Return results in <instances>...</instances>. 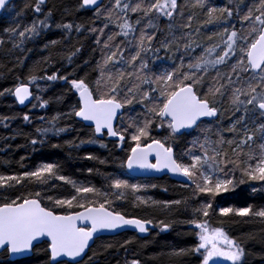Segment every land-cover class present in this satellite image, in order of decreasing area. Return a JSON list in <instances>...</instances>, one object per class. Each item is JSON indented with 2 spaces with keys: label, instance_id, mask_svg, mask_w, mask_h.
Instances as JSON below:
<instances>
[{
  "label": "snow or ice",
  "instance_id": "obj_1",
  "mask_svg": "<svg viewBox=\"0 0 264 264\" xmlns=\"http://www.w3.org/2000/svg\"><path fill=\"white\" fill-rule=\"evenodd\" d=\"M9 4L10 0H0V10L11 12L13 9ZM93 6L96 18L104 17L103 27L87 29L99 34L97 44L101 43L99 36L104 35L109 22L120 20L118 35L123 37L130 34L135 37L137 26H141L135 46L125 49L122 47L124 41L110 44L113 36L109 35L104 41L98 78L91 83L86 78L69 79L68 75H61L59 69L50 75L45 72L39 76L31 74L33 70L30 69L25 79L18 80L13 87L4 88L0 96L11 95L20 105L28 102L32 108H46L50 101L37 94L46 91L40 82L49 85V82L63 80L78 96L77 103L70 112L57 113L49 119L47 127H37L35 131L42 138L32 139L31 144H43V138L49 133L59 136L72 131L71 127L57 125L62 116L76 117L81 122H91L87 127L92 129V138L79 140V143L66 141L69 146L79 148L84 144L100 143L106 148L107 145L102 143L106 136L116 138L117 146L126 154L123 158H115L117 171L104 174V189L60 174L62 168L59 163L44 162L34 170L0 174L3 193L0 194V252L11 258L32 253L37 246L45 244L46 264H81L90 241L100 233H116L126 228L138 233H148L152 228L164 232L170 230L174 223H183L191 226L189 234L197 242L174 249L172 255H196L199 264H221L222 261L246 264V256L251 253H246L244 242L231 236L222 223L211 224L210 218L218 210L221 217L231 215L264 221V206H220L216 200L221 194L235 192L242 185H248L253 194L264 193V0H256L246 7L245 0H232L223 7L213 6L210 0H195L191 7L199 8L206 15L195 33L199 34L205 25L217 29L207 36L210 43L206 47L192 40L191 31L185 32L192 29L194 12L187 14L184 23L174 25L176 16L185 17L184 8L188 5L184 0H112L111 7L103 10L98 0H77L78 9ZM45 8L46 0H34L36 18L23 30L18 23L5 29L13 41V49L23 51L24 44L41 37L53 26L61 29L65 37L49 41L45 48L61 43L74 29L80 32L84 28L83 23L56 22L53 8L46 11ZM62 11L68 14L71 10L62 6ZM129 13L136 14L134 21ZM163 18H167L168 23L165 29H160L158 25ZM177 31L182 34L177 36ZM158 32L164 38L159 47H153L152 41ZM5 44L6 40L0 38V45ZM173 45L175 52L172 51ZM198 48L202 52L193 58L191 53ZM161 50L165 52L163 57L158 55ZM126 51L128 56H125ZM78 52L77 48L67 54L69 64ZM177 52L181 53L179 64L174 60L166 64ZM185 57L188 58L187 63ZM219 66H226L229 71L222 76ZM210 70H215L216 74L212 83L206 84L204 76ZM225 93L230 94L234 117L227 128L231 138L225 139L223 131H218V138L212 140L207 135L211 129L205 128L202 138H194L190 142L191 147L177 153L178 137L191 135L192 131L200 129L205 118L218 117L220 109L216 106V98L223 97ZM136 105L141 106L142 111L126 116V113L134 112ZM23 120L30 122L28 113L23 115ZM157 129H162L166 135L156 138L153 133ZM225 145L231 149V155ZM52 146L60 147L59 144ZM194 149H198L199 154ZM86 158L99 159L92 154ZM24 159L21 158L22 167ZM106 162L99 160L101 165ZM120 169L167 170L186 177L185 186L191 187L192 191L190 198L156 201L151 197L137 196L136 200L166 212L173 207L179 210V206L184 205L183 211L191 218L183 221L159 219L154 223L152 219L129 217L116 211L113 204L115 200L124 199L126 190L139 192L156 187L155 184L130 183L123 178ZM93 171L88 169L89 173ZM26 182L36 190L20 192L18 189L23 188ZM57 182L69 185L72 192L55 195L60 187ZM89 195L93 198L89 199ZM189 199L193 201L190 207ZM249 239L253 237L249 236ZM128 243L131 241H124L125 245ZM256 255L264 259V253ZM92 260L93 257H88V264H92ZM130 264H141V261L133 259Z\"/></svg>",
  "mask_w": 264,
  "mask_h": 264
},
{
  "label": "trees",
  "instance_id": "obj_2",
  "mask_svg": "<svg viewBox=\"0 0 264 264\" xmlns=\"http://www.w3.org/2000/svg\"><path fill=\"white\" fill-rule=\"evenodd\" d=\"M231 2L232 0H210V3L216 7H223ZM255 2L256 0H245V7ZM33 3L34 0H19L17 3L18 8H12L13 10L8 12V17L11 15L10 20L9 18L0 17V38L6 40L5 45H0V91L4 88L13 87L20 79H25L30 74V69L33 70L31 74L38 76L44 75L45 72L50 75L53 71L59 69L61 75H70L69 79L74 78L77 74L80 76L84 75L91 83L98 78L99 65L103 62L102 40H106L109 35H112L113 40L111 44H120L121 41H124L122 47L125 49H131L138 41L139 28L141 26H137L135 37L132 34L123 37L118 35L119 28L117 25L121 21L113 20L109 22V27L104 29V35L99 36L101 43L97 44L96 39L99 34L88 32L87 29L93 26L98 29L103 27V16L97 19L95 12L78 9L77 0H48L45 11L47 8L55 6L53 10L56 22L67 23L71 21L74 24L83 23L84 28L80 32H76L74 29L71 35L66 36L61 43L54 47L50 45L49 48H45L44 45L49 41L61 40L62 37H65L61 29H56L53 26L51 30H45L41 37L29 40L24 44L22 46L23 51L13 49V41L8 38L5 29L11 27L13 21L21 22L27 15L31 21L35 19L36 17L32 10ZM111 3L112 0H105V4L101 9L103 10L108 6L111 7ZM194 3L195 0H184V4L188 5L184 8L185 17L176 16L174 25L184 23L187 14L194 12L195 19L192 21V29L185 30V32L191 31L193 33L192 40L206 47L210 43L207 40V36L217 29L212 25H205L201 27L199 34L195 33V29L202 25L206 19V15L199 8H192L191 5ZM25 5H28V7H25ZM62 6L69 8L71 10L70 13H64ZM17 13H20V15H17ZM129 16L133 21L136 19V14L134 13H129ZM40 18L43 17L41 16ZM167 23V18H163L158 27L165 29ZM233 23H236V21L233 20ZM181 34L180 31L176 32L177 36ZM163 38L158 32L156 39L152 41V46L159 47V42ZM129 41L131 43H128ZM77 48L79 52L73 57V62L69 64L66 56L70 51H75ZM172 51L175 52V45H173ZM182 51L183 48L181 47ZM201 52L202 49L198 48L194 53H191V56L195 58ZM128 54L126 51L125 56H128ZM180 54V52H177L176 55L170 56L166 64H170L174 60L178 65ZM151 55L149 53V56ZM158 55L163 57L165 56V52L161 50ZM45 58L50 59L46 60ZM187 62L188 58L185 57V63ZM219 71L223 76L229 71V68L219 66ZM215 74V70H210L209 74L204 76L205 83H212ZM53 85L55 86L52 87ZM49 86L48 91H44L43 93L38 92V95H41L44 99H48L50 103L46 108H40L37 113L16 107L12 104L14 97L11 95L0 96V174L12 175L19 174L25 170H34L36 166L44 162L59 163L62 168L60 174L69 176L85 185L91 184L97 189H104V174L114 172L118 163L115 158H123L125 155L124 151L117 152L116 147L109 142L105 143L107 148L97 147L96 145L95 147L82 145L79 148L69 146L66 141L75 140L76 143H79V140H87L86 138L89 137V128L79 123L75 117L62 116L63 121L57 125L58 127H71L73 132L62 133L59 137L49 133L48 137L43 138L45 142L48 141L46 144H31L30 141L32 139L42 138L38 136L35 130L37 127H47L48 117L53 116L55 112L68 113L71 111L72 106L77 103V95L69 89L63 80L49 82ZM216 100V106L220 109L218 118L215 120H205L201 128L191 132V135L178 137L175 145L177 153L191 147L190 142L194 138H202V130L205 128L211 129V131L207 132V135L212 140L218 138V131H223L225 139L231 138L232 134L227 132L228 126L232 122V119H234L230 106V94L225 93L223 97L218 96ZM141 111V106L136 105L134 112L127 113V116L135 115V113ZM25 113H30L33 116V119L30 117V122L23 120ZM4 117H8L9 119L5 120L3 119ZM41 117L44 119L41 120ZM153 135L156 138H162L166 133L163 130L159 131L157 129ZM54 144H59L60 147H53L52 145ZM225 149L231 155V149L227 145H225ZM194 151L199 150L194 149ZM89 154L99 159H87L86 157ZM22 157L26 158L22 162L23 167L21 166ZM100 159L107 162L101 165L99 163ZM90 168L94 170L92 173L88 172ZM124 175H128L127 171L124 172ZM57 183L60 187L54 193L55 195H66L72 192L69 185H66L64 182ZM142 183L146 185L155 184L156 187L141 189L139 192L128 190L130 196L126 190L124 199L115 200L113 207L129 217L152 219L154 223L159 219L183 221L191 218L187 212L183 211L184 205L179 206V210L173 207L170 211L166 212L159 207L142 205L136 200L137 196L145 197L147 195L156 201L183 200L192 197L191 187H186L185 184H179L167 177L150 179ZM18 190L26 192V190L35 191L36 189L26 182L24 187ZM0 194H3L2 190H0ZM88 198L92 199L93 197L89 195ZM216 200L220 206L242 207L248 204L264 206V193L253 194L248 185H242L235 192L221 194ZM192 203L193 201L189 199V207ZM210 223L213 225L222 223L225 230L231 236L244 242L246 253H251L246 256V264H264V259L256 255L264 253V221L258 218L231 215L229 217H221L217 210L215 214H211ZM190 231H192L191 226L183 223H174L170 230L160 232L157 228L145 238H141L133 232H124L116 236H104L95 241L88 257H93L92 264H120L127 255V251H129L130 256L139 259L142 262L141 264H199L196 255L189 254L183 257L172 255L174 249L189 247L197 242L196 238L189 234ZM249 236H252L253 239H249ZM126 240H130L131 243L125 245L124 241ZM109 245L111 246L109 247ZM45 247V244H41L37 246L32 256L18 260H11L6 253L0 252V264H46L47 256L43 251ZM88 257L81 264H88Z\"/></svg>",
  "mask_w": 264,
  "mask_h": 264
},
{
  "label": "flooded vegetation",
  "instance_id": "obj_3",
  "mask_svg": "<svg viewBox=\"0 0 264 264\" xmlns=\"http://www.w3.org/2000/svg\"><path fill=\"white\" fill-rule=\"evenodd\" d=\"M18 1L19 0H12L11 2H10V4H9V7H12V8H14V9H16V8H18L17 7V3H18ZM47 4V3H46ZM105 4V2L103 3V5ZM33 5H34V3H33ZM102 5V6H103ZM101 6V7H102ZM32 10H33V6H32ZM85 10H88V11H91V12H95L94 11V9H85ZM5 11V10H4ZM4 11L2 12V13H4ZM34 11V10H33ZM2 13L0 14V16H2ZM65 75H68V74H65ZM68 76H70V75H68ZM74 78H81V76L80 75H75L74 76ZM87 81L90 83V81L87 79ZM41 83V87L42 88H46V91H48V88L50 87L49 85H45L42 81L40 82ZM55 85H53L52 87H54ZM50 89H52V88H50ZM35 90V89H34ZM44 92V91H43ZM42 92V93H43ZM38 94V93H37ZM78 97V96H77ZM14 100L16 101V99L14 98ZM18 102V101H17ZM34 101H32V103H33ZM19 104V103H18ZM19 107H20V109H27V110H31V103H29V104H27L26 106H21L20 104H19ZM75 119L79 122V123H82L85 127L88 125L87 123H85V122H81L80 121V119L79 118H76L75 117ZM160 130V129H159ZM193 132V131H192ZM92 136V133L89 135V137H91ZM57 137H59V136H57ZM48 142V141H47ZM47 142H45L44 141V144H46ZM102 142H104V143H106V142H109V143H111V144H113L115 147H116V150H117V152H121L122 150L117 146V141H116V138H111V137H104V139H103V141ZM127 143H129V142H127ZM127 143L125 144V148H127ZM124 154H126L125 153V151H124ZM125 156V155H124ZM123 156V157H124ZM127 173L129 174V175H132V176H135V177H137V178H140V179H142L144 182H147V181H149L150 179H159V178H163V177H167L168 179H171V180H174V181H176L177 183H179V184H185V183H181V182H179V181H177L176 179H174V178H172L170 175H167V174H163V175H161V176H151V177H145V176H137V175H134V174H132L131 172H129V170H127ZM115 209V208H114ZM116 210V209H115ZM117 211V210H116ZM122 213V212H121ZM123 214V213H122ZM157 228H152L151 230H150V232H148V233H146L145 235H142V234H140V233H138L137 231H132V230H127V231H122V232H119V233H117V234H114V235H102V236H100V237H97L95 240H94V242H93V244L89 247V249H88V251L86 252V254H85V256L83 257V259L81 260V262L82 261H84L87 257H88V255H89V252H90V250H91V248H92V246L94 245V243H95V241L97 240V239H99V238H101V237H104V236H116V235H118V234H122V233H124V232H133L134 234H136L137 236H139V237H141V238H145V237H148L150 234H151V232L152 231H154V230H156ZM33 253H34V251H33ZM127 255L123 258V261L120 263V264H130V262L133 260V259H137V258H135V257H131L130 256V252L129 251H127V253H126ZM33 255V254H32ZM139 260V259H138ZM142 263V262H141Z\"/></svg>",
  "mask_w": 264,
  "mask_h": 264
},
{
  "label": "rangeland",
  "instance_id": "obj_4",
  "mask_svg": "<svg viewBox=\"0 0 264 264\" xmlns=\"http://www.w3.org/2000/svg\"><path fill=\"white\" fill-rule=\"evenodd\" d=\"M109 7V6H108ZM10 8H12V7H10ZM8 15H9V13L7 12V11H4V13H2V16H0V17H3V18H9V20L11 19V15H10V17H8ZM16 20V19H15ZM10 22V21H9ZM31 22V20H30V17L27 15V16H25L24 18H23V20L21 21V22H19V21H13V25L11 26V27H15L16 26V24L18 23V24H20V30H23V27L25 26V25H27L28 23H30ZM112 36V35H111ZM107 39V38H106ZM104 41L105 40H102V46L104 47ZM110 44L112 43V41L111 42H109ZM81 78H85L84 77V75L82 76L81 75ZM4 96H8L7 94L6 95H4ZM33 103H37L36 101H34ZM12 104H14L16 107H18V108H20L19 107V104H18V102L17 101H12ZM24 110V109H23ZM38 110H40V108L39 107H36V108H32L31 107V112L32 111H34L35 113H37L38 112ZM57 113H59V112H55V114L53 115V116H55V115H57ZM28 115L33 119V116L30 114V113H28ZM126 116H127V113L125 114ZM53 116H50V117H48L49 119H51ZM38 119V118H37ZM63 121V119L61 118V120L58 122V123H60V122H62ZM33 123V122H32ZM82 124V123H81ZM85 125V124H84ZM87 127V126H86ZM87 128H89V127H87ZM159 130V129H158ZM160 130H162V129H160ZM159 130V131H160ZM71 132H73V130L72 131H70V132H68V133H71ZM92 133V129L91 128H89V135ZM87 137V136H86ZM90 137H88V138H86V139H89ZM128 142H130V141H128ZM103 144H105L104 142H102ZM84 145H86V146H89L90 145V147H95V145L97 146V147H101V148H105V147H102L101 146V144L100 143H97V144H84ZM107 148V147H106ZM121 149V148H120ZM126 149V148H125ZM123 151V150H122ZM197 152V154H199V151H196ZM115 171H117V167H116V169L114 170V172ZM122 174H123V178H125V179H128L129 181H130V183H141V184H143L142 182H144L142 179H140V178H137V177H135V176H132V175H124V172L125 171H127V169H120L119 170ZM105 181V180H104ZM137 181H139V182H137ZM84 184V183H83ZM105 184H106V181H105ZM127 192H128V190H127ZM125 194H126V191H125ZM128 194H129V192H128ZM129 196H130V194H129ZM145 198H148V195L147 196H145ZM221 264H229V262H227V261H222L221 262Z\"/></svg>",
  "mask_w": 264,
  "mask_h": 264
},
{
  "label": "water",
  "instance_id": "obj_5",
  "mask_svg": "<svg viewBox=\"0 0 264 264\" xmlns=\"http://www.w3.org/2000/svg\"><path fill=\"white\" fill-rule=\"evenodd\" d=\"M12 0H10L11 2ZM48 0H46V3H47ZM105 2V0H98V5L101 7L103 5V3ZM95 6H93L91 9H94ZM4 10H0V14L3 12ZM27 104H29L28 102L25 103V105H21V106H26ZM218 116H219V113H218ZM218 117L216 118H205V120H215L217 119ZM87 124H90L91 122H85ZM129 172H131L132 174L134 175H137V176H145V177H151V176H161L163 174H167V175H170L172 178L176 179L177 181L181 182V183H187V178L186 177H183V176H179V175H176V174H173V173H170L168 172L167 170L163 171V172H153V171H145V170H141V169H133V170H129ZM127 230H132V231H135L134 229H131V228H126V229H123V230H118L116 233H109V232H104V233H100L98 234L97 237H100L102 235H114V234H117L119 232H122V231H127ZM142 235H145L146 233H140ZM97 237H94V240L97 238ZM93 241H90V246L93 244ZM88 250H86L87 252ZM33 252L32 253H29V254H23V255H16V256H12L10 259L11 260H18V259H22V258H27V257H30L32 256Z\"/></svg>",
  "mask_w": 264,
  "mask_h": 264
}]
</instances>
